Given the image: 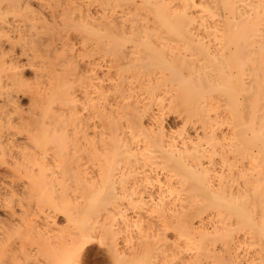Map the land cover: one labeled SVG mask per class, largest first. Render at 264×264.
Listing matches in <instances>:
<instances>
[{
	"label": "bare ground",
	"instance_id": "6f19581e",
	"mask_svg": "<svg viewBox=\"0 0 264 264\" xmlns=\"http://www.w3.org/2000/svg\"><path fill=\"white\" fill-rule=\"evenodd\" d=\"M0 163L16 264H264V0H0Z\"/></svg>",
	"mask_w": 264,
	"mask_h": 264
},
{
	"label": "rangeland",
	"instance_id": "374dc122",
	"mask_svg": "<svg viewBox=\"0 0 264 264\" xmlns=\"http://www.w3.org/2000/svg\"><path fill=\"white\" fill-rule=\"evenodd\" d=\"M75 38V37H74ZM73 38V40L75 41V39ZM86 68V64H81L80 66V69H85ZM25 72V83H26V86H25V89L24 91L22 92H19V94H17V102H18V105L21 107V109H23V111L25 113H28V110L29 108L31 107L30 105V99L33 95V90H34V84H33V76H32V71L31 70H28L27 69L24 71ZM30 106V107H29ZM31 109V108H30ZM166 125L171 127V129H175L179 126L180 124V120L174 116L173 114L169 115L167 118H166V121H165ZM21 138V137H20ZM20 141V139H19ZM3 164L0 163V174L3 176H7L10 174V172L8 171L9 168L7 166H5ZM7 174V175H6ZM15 185V186H18V189H20L22 191V185L26 184V180L25 179H21V178H17V177H6L5 179V182L3 183V186L5 188H8L10 185ZM4 191V189H3ZM20 192V191H19ZM25 200V199H24ZM126 200L123 201V203L125 204V206L127 205V203H125ZM124 206V205H123ZM122 206V207H123ZM124 206V208H125ZM16 209H18V212H19V207H16ZM135 209L130 206L129 207V210H128V206H127V213L129 215V217L133 216L134 215V212ZM7 212L8 210L7 209H0V218H5V215H7ZM26 231L23 230V228L19 229V230H12L10 231L5 239H4V242L6 246V248H14V247H18L21 249H28L30 248L31 246V237L30 235H27L26 237H24V234H25ZM243 249H246L248 252L250 250V248L247 246V247H243L241 246L238 251L239 252H243ZM255 249V248H254ZM253 250V249H252ZM252 251L250 250V253ZM19 256L20 258L23 256L19 253ZM0 264H16V260L13 259L12 256H10V254H7V255H0Z\"/></svg>",
	"mask_w": 264,
	"mask_h": 264
}]
</instances>
